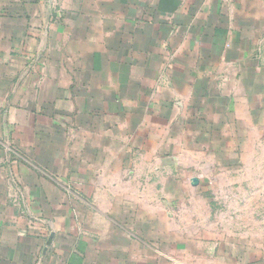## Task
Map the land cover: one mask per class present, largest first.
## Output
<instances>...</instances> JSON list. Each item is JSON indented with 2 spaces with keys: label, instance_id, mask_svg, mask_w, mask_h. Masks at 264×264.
Masks as SVG:
<instances>
[{
  "label": "crops",
  "instance_id": "0c3cea01",
  "mask_svg": "<svg viewBox=\"0 0 264 264\" xmlns=\"http://www.w3.org/2000/svg\"><path fill=\"white\" fill-rule=\"evenodd\" d=\"M257 140L264 0H0V264H264L179 178Z\"/></svg>",
  "mask_w": 264,
  "mask_h": 264
},
{
  "label": "rangeland",
  "instance_id": "374dc122",
  "mask_svg": "<svg viewBox=\"0 0 264 264\" xmlns=\"http://www.w3.org/2000/svg\"><path fill=\"white\" fill-rule=\"evenodd\" d=\"M251 145L250 153L258 150L261 154L255 158L244 157L242 162L245 165L242 169L223 170L219 159L205 156L197 157L198 162L202 160L199 168L203 170L190 173L200 176H197V184H193L190 175L186 178L185 172L179 176L186 180L187 184H192L191 190L187 188L185 192L187 206L184 208L187 211V231L194 233L192 237L200 236L204 239L206 236L208 240H204L212 245L218 240L231 245L253 244L258 250L264 249V173L262 170L258 171L264 164V141L257 140ZM180 160L182 161V158ZM223 160H228L229 165L232 164L228 157ZM250 162L256 164L253 172L248 171ZM206 164L209 169L205 170ZM184 169L187 170V167ZM253 178L255 185L251 183ZM200 183L204 188L198 187ZM143 190L148 194L151 189ZM143 206H149L151 209L154 205ZM204 240L203 242H206Z\"/></svg>",
  "mask_w": 264,
  "mask_h": 264
},
{
  "label": "water",
  "instance_id": "95a60500",
  "mask_svg": "<svg viewBox=\"0 0 264 264\" xmlns=\"http://www.w3.org/2000/svg\"><path fill=\"white\" fill-rule=\"evenodd\" d=\"M192 182H193V184H197L198 183V178L197 177H193L192 178Z\"/></svg>",
  "mask_w": 264,
  "mask_h": 264
}]
</instances>
